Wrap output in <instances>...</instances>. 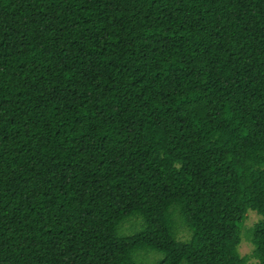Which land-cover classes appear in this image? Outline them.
<instances>
[{
    "label": "trees",
    "instance_id": "1",
    "mask_svg": "<svg viewBox=\"0 0 264 264\" xmlns=\"http://www.w3.org/2000/svg\"><path fill=\"white\" fill-rule=\"evenodd\" d=\"M248 211L264 264V0H0V264H247Z\"/></svg>",
    "mask_w": 264,
    "mask_h": 264
},
{
    "label": "rangeland",
    "instance_id": "2",
    "mask_svg": "<svg viewBox=\"0 0 264 264\" xmlns=\"http://www.w3.org/2000/svg\"><path fill=\"white\" fill-rule=\"evenodd\" d=\"M260 217L254 213L253 211H248L247 216L243 222L242 228H241V241L238 246V252L240 256L242 257H248L247 264H258V261L254 259L251 254L254 249L253 243L251 241V235L250 231L253 228V226L259 221ZM128 224L124 226L126 228ZM126 233V231H125ZM180 237L184 238L185 234L182 233ZM153 255H149L147 259H143L144 262L150 263L151 261L159 258L161 255L158 253H152Z\"/></svg>",
    "mask_w": 264,
    "mask_h": 264
}]
</instances>
